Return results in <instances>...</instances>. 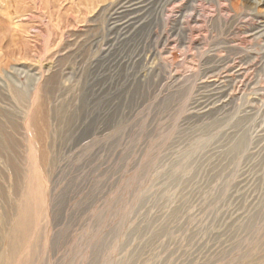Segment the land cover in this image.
Here are the masks:
<instances>
[{
  "label": "rangeland",
  "instance_id": "obj_1",
  "mask_svg": "<svg viewBox=\"0 0 264 264\" xmlns=\"http://www.w3.org/2000/svg\"><path fill=\"white\" fill-rule=\"evenodd\" d=\"M0 264H264V0H0Z\"/></svg>",
  "mask_w": 264,
  "mask_h": 264
},
{
  "label": "bare ground",
  "instance_id": "obj_2",
  "mask_svg": "<svg viewBox=\"0 0 264 264\" xmlns=\"http://www.w3.org/2000/svg\"><path fill=\"white\" fill-rule=\"evenodd\" d=\"M217 13V12H216ZM249 62H251V61H249ZM231 68H233V67H231ZM240 69V71H241V68H239ZM237 72H238V70H236ZM239 75H241V73H239Z\"/></svg>",
  "mask_w": 264,
  "mask_h": 264
}]
</instances>
